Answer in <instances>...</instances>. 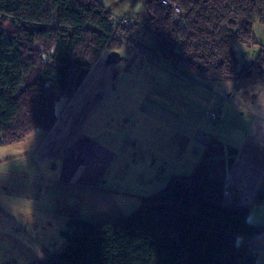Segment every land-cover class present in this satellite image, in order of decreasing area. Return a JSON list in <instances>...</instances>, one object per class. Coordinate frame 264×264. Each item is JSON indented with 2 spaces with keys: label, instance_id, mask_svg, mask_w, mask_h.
Here are the masks:
<instances>
[{
  "label": "trees",
  "instance_id": "trees-1",
  "mask_svg": "<svg viewBox=\"0 0 264 264\" xmlns=\"http://www.w3.org/2000/svg\"><path fill=\"white\" fill-rule=\"evenodd\" d=\"M166 1L133 0L146 19L132 37L99 0H0V147L48 132L101 53L123 43L201 84L264 83V50L239 60L233 47L254 42L264 0ZM225 151L211 140L190 174H172L126 216L75 220L42 264H260L247 240L263 227L248 222V205L224 201L237 153Z\"/></svg>",
  "mask_w": 264,
  "mask_h": 264
},
{
  "label": "crops",
  "instance_id": "crops-1",
  "mask_svg": "<svg viewBox=\"0 0 264 264\" xmlns=\"http://www.w3.org/2000/svg\"><path fill=\"white\" fill-rule=\"evenodd\" d=\"M129 13L116 22L146 19L141 6ZM253 31L252 44H233L238 57L264 50V25ZM213 139L237 151L224 201L263 227L247 245L264 264V83L201 84L125 43L101 53L48 132L0 147V264L45 263L75 220L123 217L120 203L190 174Z\"/></svg>",
  "mask_w": 264,
  "mask_h": 264
},
{
  "label": "rangeland",
  "instance_id": "rangeland-1",
  "mask_svg": "<svg viewBox=\"0 0 264 264\" xmlns=\"http://www.w3.org/2000/svg\"><path fill=\"white\" fill-rule=\"evenodd\" d=\"M101 1V0H100ZM104 2L101 1V3L112 13V19L116 22L121 15L124 13H129V9H134V11L130 12V15H135L136 12L138 11V8L141 6L140 3L138 2H133V0H103ZM130 3V4H129ZM132 5V7H128L126 5ZM124 10V11H123ZM132 20H136L131 17H124ZM137 21V20H136ZM119 22V21H118ZM138 22V21H137ZM139 23V22H138ZM117 25V24H116ZM124 44V43H123ZM126 44V43H125ZM127 45V50L130 52L135 51L134 47L131 44H126ZM129 47L132 48L129 49ZM140 204V198H135V199H130V201H126V203H120L119 206H121V211L118 212L121 215H128L130 212H132L134 209H136ZM99 221V220H98Z\"/></svg>",
  "mask_w": 264,
  "mask_h": 264
},
{
  "label": "built area",
  "instance_id": "built-area-1",
  "mask_svg": "<svg viewBox=\"0 0 264 264\" xmlns=\"http://www.w3.org/2000/svg\"><path fill=\"white\" fill-rule=\"evenodd\" d=\"M161 3L165 4V5H170L166 0H160ZM172 6V5H171ZM177 12L183 14V12L176 8L175 6H172ZM117 29L132 36V37H136L139 31V23L136 20H132V19H128V18H122L116 25ZM129 49L132 48L129 47ZM247 56L243 55L241 57H239V60H244L246 59ZM210 120H214L216 118V114L215 113H211L209 115Z\"/></svg>",
  "mask_w": 264,
  "mask_h": 264
}]
</instances>
